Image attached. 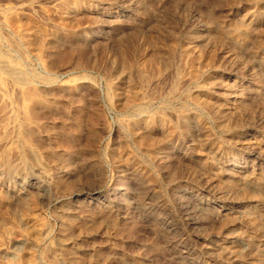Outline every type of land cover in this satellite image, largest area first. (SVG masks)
<instances>
[{
  "label": "rangeland",
  "instance_id": "1",
  "mask_svg": "<svg viewBox=\"0 0 264 264\" xmlns=\"http://www.w3.org/2000/svg\"><path fill=\"white\" fill-rule=\"evenodd\" d=\"M0 264H264V0H0Z\"/></svg>",
  "mask_w": 264,
  "mask_h": 264
},
{
  "label": "bare ground",
  "instance_id": "2",
  "mask_svg": "<svg viewBox=\"0 0 264 264\" xmlns=\"http://www.w3.org/2000/svg\"><path fill=\"white\" fill-rule=\"evenodd\" d=\"M71 8V7H70ZM15 21V20H14ZM12 70V69H11ZM11 72V71H10ZM14 72V71H13ZM14 77V76H13Z\"/></svg>",
  "mask_w": 264,
  "mask_h": 264
}]
</instances>
